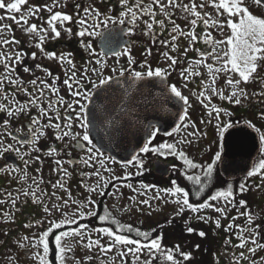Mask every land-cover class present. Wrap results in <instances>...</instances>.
<instances>
[{"label":"snow or ice","instance_id":"snow-or-ice-1","mask_svg":"<svg viewBox=\"0 0 264 264\" xmlns=\"http://www.w3.org/2000/svg\"><path fill=\"white\" fill-rule=\"evenodd\" d=\"M257 6L264 4V0H254ZM26 0H15V2L6 3L5 0H0V9H7L10 11H14L17 13L21 12V5H24ZM119 3L124 7L125 10L121 11L119 14L118 22L120 24L125 23V18H127L128 23L131 27L128 28V33L131 34L134 31V27L137 24V21H140L145 27V34H153L154 26H159V30L163 32L166 28V21H169L171 24V41L169 40H161L160 43L162 45L168 46L171 44L173 50L177 47L176 41L178 37L189 38L191 44H195L198 39H203V42L206 45H211L210 51H200L199 48L196 49L197 52L200 53V59L193 61L189 68H181L179 71V75L185 80L188 81L192 76H200L198 71L194 69L200 65H204L207 68V72L209 74L206 80H202L201 84L203 86V90L197 96V99L201 104L204 105L205 108H209V104L205 103L206 100H211L212 96L219 95L223 100L233 101L235 104H241V97H246L247 93L243 88H240L239 85L241 82L248 83L253 79V74L257 72L258 62L264 61V18L260 15L253 14L252 11L249 10L248 6H245L244 0H205L204 3L197 4L196 0H190V3H182L177 2V0H166L162 2V0H150L149 3H145V0H133L130 3V0H119ZM210 3L213 8L216 10L217 16H223V22L220 19H212L210 15L204 11L206 8V4ZM58 6V0H54L52 6L47 7L48 13L51 15L48 17L47 24L48 28L40 27L38 28L37 24L32 23L30 26L25 27L23 30L27 33L36 34L39 37L38 47L43 50V42L47 37L48 31L50 30L54 35L53 39L60 37L61 30L57 27V23L63 26L66 23L73 22V16L61 11H55L53 13V8ZM155 6V7H154ZM76 7H80L76 5ZM158 7L159 15L163 18L157 19V11ZM175 10H179L182 14H187L185 19H188V16L193 17L189 21L190 31H184L181 26L176 23L174 19H172L173 12ZM39 9H29L28 15H35ZM83 12L85 14L84 17L78 18L76 21L80 24L81 30L78 35L80 37H91L94 35H100L96 29L100 25H107L112 22V18L108 15H105L96 8H84ZM87 17V19L85 18ZM144 17H148V19H144ZM6 17L0 16V21L4 20ZM13 19L18 25L23 22L24 25H29V21L27 15L21 14L19 19L17 17H7ZM89 20L92 21L89 24ZM198 22H202L205 27L211 25L215 27L220 34L224 35V29L227 27L229 29L230 34L225 36L224 39H215L210 32L204 33L202 36L200 33L196 31V26ZM10 25L0 24V33H3L5 29H10ZM66 32L71 33L72 29L69 27L65 29ZM155 42V41H154ZM0 43L5 45L9 43H19V41L15 40H5L0 39ZM86 48L92 50V45L86 44ZM188 49H185V54ZM93 54L94 53V50ZM115 56L127 55L128 56V68L123 66L113 67L111 71L113 73H119L118 77L113 76H105L104 68L107 67L106 60L97 59L95 63L100 65L99 68L87 66L83 69V74L80 78H77V74L75 69V64L70 59L71 53H61L57 54L56 52H47L46 55L49 58H53L59 60L60 62H67L71 68L73 69L71 76L63 81V84L67 86L70 95L73 99L69 101H65L63 97H59L55 103L60 104L62 107L66 108V115L61 117L60 110L58 108H53V103L50 102L47 108L42 106L41 97L45 95V89L49 90L52 93H58L59 89L53 84L50 85L45 80H40L39 83L43 85L41 88H37V79L31 80L29 83L36 89L39 93L38 96H34L33 93H29L27 87H21L19 90L26 93L28 96H31L32 99L27 100L24 104H20L18 101H11L15 107L9 108L7 105L0 103V111H6L9 117L13 116L17 112H25L28 110L29 105L36 106L39 108V115L37 118H33L31 124L34 126H39L38 128L32 129V140H19L18 143L21 145L24 144H35L37 140H39L40 136H43L45 133L43 131L44 128H54L56 129V138L58 140H63L66 137H70L72 141L76 142V145L81 149L86 150V158L82 159V163L92 167L94 164H98L100 168L95 169L94 172L90 173V175H95L100 177L103 180L100 169H104L105 171L111 172L110 168L106 167V162L115 163V158L112 156H106L105 151H102L103 141L105 136L115 135L116 133L121 132L126 126H131L132 124L138 122L139 112L137 111V103L136 97L132 95L131 89L137 83H152L153 87H156L155 80L159 79L161 84H165L167 81V77L171 75V71L176 70V65L178 63L177 57L175 55H170L169 52L165 51L162 55L164 58L170 63L167 68H155L153 69L150 65H147L146 71H137L135 68L131 67L135 64V60L132 58L130 52L125 51H115L112 53ZM148 54H151V49L148 50ZM35 53H32V57L35 58ZM24 54L17 52L15 53V63L23 62ZM211 58L214 63H206L207 59ZM12 59V54L9 53L7 56L3 52H0V64L5 65V72L7 75L0 77V91L3 90L4 82L7 81L10 84L15 85H23V81L19 78L12 79L11 75L15 72V66L9 65L8 61ZM145 64H141L140 67L144 68ZM219 66H216V65ZM37 68H41L42 66L37 64ZM24 72H30L31 70L28 67H24ZM48 76H51L52 73L47 69H43ZM89 72L96 75L97 79H92L89 76ZM125 73L129 75L126 77ZM224 73L227 75L226 83L232 87V92L230 95H224L222 90H218L215 87V82L219 74ZM238 74L239 79H232L231 74ZM58 79V78H55ZM85 80L90 85V88H85L84 83L81 81ZM129 81L127 88L125 91L119 96V98L113 102L114 90L112 89L113 84L121 85V81ZM75 85V87H74ZM187 83L184 84V87L187 88ZM211 89L212 95H207L208 90ZM139 91V89H136ZM163 92L167 93V98L165 103H171L173 101H178L181 104V109L183 114L180 115L178 113L180 121H187L186 123H182L181 125H176L173 127L171 132H166V135H173V133H178L181 131V128L187 129L189 125H192V121L188 119V106H189V97L182 94L180 88L177 87L176 84L167 85L163 90ZM7 95V94H5ZM151 95V94H150ZM260 95H264V92L260 93ZM99 102V103H97ZM49 109H51L55 113L56 120L63 119L65 122L63 126L60 123H53L52 117L48 115ZM223 110L218 107H211L208 116L212 117L213 112L215 113V119L217 120V131L221 138L225 139V143L222 144L221 150L215 153L214 160L207 165H200L195 163L192 159H190L185 152L177 151V144L175 143H159L154 144L153 141L159 135L161 128L158 125H153L151 123L148 124L145 129L146 135L140 144L138 151H135L129 158L121 161L124 167L129 165H135L139 169L144 168L145 161L142 159V155H146L148 153H154L159 156L165 155H177L180 159L183 160L184 164L187 165L190 169H201V175H189L187 179L193 181L195 185L199 186V189L195 191V196L200 197L201 194L207 189L213 182L214 176V168L218 162H224L225 171H227L231 165L227 160V151L226 144L227 140L224 137V134L229 131L234 126L235 122L232 123H223L221 124L220 116ZM261 119H264V112L260 113ZM47 117L48 123L40 126V119ZM78 122V123H77ZM202 123H211V119L206 121H201ZM9 121L4 120V124L7 125ZM81 129V131H73V125ZM194 127V125H192ZM249 126L255 127L251 123ZM95 129L96 135H92V130ZM244 129H237V134L242 133ZM256 131L259 133V139L262 143H264V132H260L259 128H256ZM11 135V133H9ZM199 135L198 130L194 132L188 133L190 137H196ZM15 139V137H13ZM177 143H192L190 139L181 138ZM99 145V146H98ZM8 151H16L19 152L18 148H13L12 145H7V147L0 150V155ZM57 149L51 148L49 150V155L56 152ZM27 153H25L26 155ZM36 159H39L37 157ZM28 161L25 162L27 166ZM58 168H62V162L57 161ZM72 163V161H69ZM19 171V169H16ZM65 175H68L67 169H63ZM142 174L141 172H137V175ZM259 175L264 178V150L261 152V157L258 158V161L252 166L251 170L246 171L247 177H252ZM28 173L24 171V178H27ZM203 177V179H202ZM35 183V181H34ZM61 188L64 187L63 183L57 182ZM173 187H169L163 189L162 191L169 197H175V203L178 205V213H184L185 210H190L193 213H200L204 209H213L215 212L221 213L222 215L226 214L227 205H231L232 207H236V203L234 200V189L233 185L228 183L223 177L219 175V173L215 176V183L219 187L218 190L214 192V194H210L203 202H190V192L186 190L185 187H181L176 184L175 181L172 182ZM38 187V185H37ZM100 187V184H97V188ZM131 187V185H128ZM145 188L155 187L154 185H144ZM247 187L244 183L239 185V191L245 192L247 191ZM89 191H96V188H89ZM11 196V193L8 194ZM25 196L31 195L37 202H39L40 198L36 196V191L33 190L31 193L24 192ZM55 195V193H53ZM155 199H161L159 193L155 197ZM223 200L225 206H218L214 201ZM3 201H0L2 203ZM13 205H15L16 200H12ZM75 203V201H74ZM93 201L90 199L87 201V204H92ZM140 203L148 204V200H143ZM237 203L240 205H246V201L240 200ZM68 204V201L65 200L63 205L53 204L52 209L56 211H60L64 206ZM87 204L84 202H80V208L76 213H72L71 216L65 214V219L60 222H51L48 226L47 230L43 231L38 237L34 236L30 243L33 248L39 249L42 247L43 252L36 251L33 255L37 260L40 261V264H49L47 256L49 253V235L53 233V229L60 230L62 224H74L76 227L72 228L71 231H59V234L54 235L55 247L58 250L57 259H59L60 264H65V253L66 251H71V245H63L62 240L69 237H79V241L77 243H82L85 235H88V243L85 247L91 249L93 247H99L102 253H108L112 249H117V255L121 258L131 255L133 259V264H139L140 254L145 250L148 253L149 259L144 260L143 264H152V259L155 258L156 253H160L164 259L171 264H180L175 257L174 251L162 250L161 237L149 239L148 232H141L139 229H136L137 235L144 237V241L140 239H133L125 234H118L112 227H100L91 229V232H97L104 236L110 238V242L107 245L101 244L100 239L93 240L88 231V225L79 223L80 218L85 215L88 217L97 218L101 221L108 220L110 217V213L107 208L104 209V215H98L94 210L89 209L87 213L83 211V208L87 207ZM52 209L45 207V212L50 213ZM129 209H125L128 211ZM242 216L247 217V221L249 226L246 228L240 229L237 233L238 238L240 239L239 247L245 248L247 247V252L255 254L257 249H264V243H259L257 240V236L259 232L257 229L259 225L255 227H251L253 221V216L250 212H242L240 213ZM199 220H205L207 217L203 215L197 216ZM233 220L236 217L232 218ZM39 223V221L37 222ZM113 223L116 224L119 229L123 230L125 228L131 232L133 229L129 225H124L119 223L113 219ZM217 226H220V220L217 219L215 221ZM30 226V225H29ZM233 225L229 224V229ZM237 227H239L237 225ZM188 232H193L194 229L192 227L187 228ZM247 233V236L244 235ZM200 236H204L205 233L201 231L199 233ZM25 240H28V237H24ZM249 242L251 243V247H248ZM20 247H25L24 244H21ZM121 248H126V251L120 250ZM175 252L179 253L185 260H189L191 258V253L180 252L179 245L176 246ZM91 259V257H89ZM240 259H247L245 252H240L239 259L236 260V264H239ZM261 261L264 262V257H261ZM123 264V262H122ZM251 264H257L255 260L251 261Z\"/></svg>","mask_w":264,"mask_h":264},{"label":"flooded vegetation","instance_id":"flooded-vegetation-1","mask_svg":"<svg viewBox=\"0 0 264 264\" xmlns=\"http://www.w3.org/2000/svg\"><path fill=\"white\" fill-rule=\"evenodd\" d=\"M35 2H40L38 4L44 6L49 3V0H38V2L35 0ZM131 2L132 0L130 3ZM66 4L67 5L63 6V9H61V7L55 11H61L72 15L73 22L66 23L63 26L57 23V27L61 30V35L58 38L53 39L52 37L54 34L49 30L47 37L43 42V50L37 46L39 43V37L36 34L31 33L33 37L28 39V41H25L22 38L20 39L14 33L13 28L9 29L10 33L8 34V40L11 41L14 37L15 40L19 41L18 44L9 43L12 46L11 50H9V53L12 54V59L9 60L8 63L9 65L14 64L15 66V72L12 73L11 78H19L24 83L23 85H15L5 81L3 90L0 91V103L7 105L9 108H14L15 105L11 102L14 98L15 101H18L20 104H24L27 100L32 99V97L28 96L19 89L21 87H27L29 93H33L34 96H38L39 93L29 82L33 79H37V88H41L43 85L40 84L39 81L45 80L50 85L54 84L59 89V92L52 93L45 89V95L41 97L42 106L47 108L48 104L52 102L53 108H58L60 110L61 117L66 115V108L55 102L59 97H63L65 101L69 102L73 99L67 86L63 84V81L71 76L73 69L67 62H60L59 60L49 58L46 55L47 52H56L58 55L61 53H71L70 59L75 64L74 70L76 71L77 78L82 76L83 69L87 66L99 68L100 65L95 63L97 59L106 60L107 67L103 70L105 76L118 77L119 73H113L111 69L113 67L120 66L128 68V56H115L112 54L115 51L127 50L130 52L132 58L135 60V64L131 67L135 68L137 71H146L147 65H150L153 69L158 67L167 68L166 66L160 64V58L162 59V54L165 51L169 52L170 55H175L177 60L179 59V51L177 47L173 50L171 44H169L168 46L170 48L167 49L159 43L161 49L154 50L151 47V44H149L148 36L145 32L140 31L137 35H135L134 33L137 32L139 27L135 26L134 31L129 34L127 30L131 27V25L128 23L127 18H125L124 24H120L118 22L120 18L119 14L123 11L120 9L119 0H75L72 3ZM76 5H79L80 7H76ZM84 8L99 9L101 13L112 18V22L99 27L97 32H99L100 35H94L91 37H80L78 35L81 30V26L76 21L78 18L85 16L83 12ZM55 11H53V13ZM49 15L51 14L49 13ZM85 18L87 19V17ZM37 19L41 22L37 25L38 28H48L44 26L46 25L48 16L42 15ZM37 21L29 22V26L32 23L37 24ZM91 23L92 21L89 20V24ZM69 27L72 29L71 33L65 31V29ZM109 33H112V36L109 37L108 42L102 40ZM162 37H165V40L171 41L170 36ZM161 40H163V38ZM89 43L92 45V50H94L95 54H93L92 50L85 47V45ZM149 49H151V54H149L150 57L148 60L147 56ZM155 51L157 53L156 63H154L152 59V56L155 55ZM0 52H3L6 55L9 54L7 53V49L3 43H0ZM17 52L24 54L22 63H15V53ZM32 53L36 54L35 58L32 57ZM145 61L147 62L146 66L141 68L140 65L145 64ZM37 64L42 67L37 68ZM25 66L31 71L24 72L23 69ZM43 69H47L52 73V75L48 76ZM179 70L180 66L177 63L176 70L171 71V75L168 76L169 85L176 84L177 87L180 88L178 75ZM5 75H7L5 72V65L0 64V77ZM128 75V73H125L126 77ZM89 76L92 79H97L96 75L91 72H89ZM81 82L84 83L86 89L90 88L87 81L82 80ZM126 88L127 87L123 86L112 88L114 90V100H117ZM136 89H139V91H136ZM131 93L136 97L137 111L139 112L138 122L131 125L134 128L133 131L138 134L141 131L139 128L143 127L146 129L149 123L158 125L157 123L155 124L153 122L142 120L140 115L142 110H145L146 114L149 112L151 115L154 110H158V105L155 108L148 107V104L151 105L150 101H152L154 97L157 99V96L160 93L158 88L153 87L152 83L140 82L137 83L133 89H131ZM224 104H226V100H223L220 104L221 108ZM38 115L39 108L32 105H29L27 111L17 112L11 117L7 115L6 111H0V150L7 147V145H12L13 148L19 149V152L8 151L0 155V201H3L0 203L1 207H3L0 209V214H3V218H10V220L14 223V226L19 228L17 232H19L22 228L26 230L28 234L34 236H37L36 232L40 235L43 231L47 230L51 222H59L62 213H67L65 208H62L60 213H58V211L52 209L53 204L63 205V202L67 200L68 204L72 206V209L68 212V214L71 215L72 213L77 212L80 208V202L87 204V201L90 199L93 203L87 204L85 213H87L89 209H92L99 214L98 206H100V204L103 205L107 197H112L115 183L111 166L112 162H106V167L110 168L111 172L100 169L103 180L95 175H90V173L94 172L95 169L100 168V166L98 164H94L92 167H89L88 165L82 163V159L86 158V150L78 147L76 142L72 141L70 137L58 140L55 135L56 129L54 128H44L43 131L45 134L40 136L39 140H37L34 145H21L18 143L19 140L23 139L32 140V129L38 128L39 126L32 125L31 121L33 118H37ZM48 115L52 117V122L54 124L60 123L63 126L65 121L63 119L56 120L55 113L51 109H49ZM6 119L9 121L7 125L4 124V120ZM191 121L193 124L195 119L192 117ZM47 123V117L40 119V126ZM158 126L162 128L163 124ZM188 130V128H181L180 132L173 133L171 136L164 135L160 131L153 143H164V138L168 137L171 138L178 135L187 136ZM73 131H81V129L76 127L74 124ZM9 133H11V135H9ZM13 137H15V139H13ZM51 148H55L57 151L49 155L48 153ZM25 153L27 154L25 155ZM150 154L154 155V153ZM105 155L108 156L107 154ZM37 157H39V159H36ZM159 158L167 162H172L174 165L178 166V160L175 158H173V160L164 159L162 157ZM153 159L154 158L148 159L150 171L154 169ZM26 161H28L27 166L25 165ZM57 161L62 162V168H58L56 163ZM69 161H72V163H69ZM16 169H19V171H16ZM63 169H67L68 175H65ZM24 171L28 173L27 178H24ZM172 173L174 174L173 171L171 174ZM170 179L172 181V177ZM58 181L63 183V188L59 186L57 183ZM98 183L100 184L99 188H97ZM173 186L174 185L172 184L171 187ZM89 188H96V191H89ZM33 190L36 191V196L40 198L39 202H37L31 195H24V192L31 193ZM5 193H7V196H2ZM9 193H11V196L8 195ZM53 193H55V195H53ZM12 200H16L15 205H13ZM45 207L52 209V211L50 213L47 212V216H42L45 212ZM88 218L89 217L85 215L80 218V220H87ZM109 219L108 225H88V231L93 240L95 239V235L99 234L97 232H91L93 227H112L116 230V225L113 223V219H115L114 215H110ZM42 220H46L47 223L42 225ZM38 221L39 223H37ZM95 221L98 222V219L95 218ZM70 225L71 224H62L61 228L67 229ZM146 227H152V225ZM156 228L157 225L151 229H154L153 231H157ZM53 233H56V229H53ZM53 233H50L49 235V249L52 247L55 248ZM109 242L110 240H107L106 244L104 241L101 242V244L107 245Z\"/></svg>","mask_w":264,"mask_h":264},{"label":"rangeland","instance_id":"rangeland-1","mask_svg":"<svg viewBox=\"0 0 264 264\" xmlns=\"http://www.w3.org/2000/svg\"><path fill=\"white\" fill-rule=\"evenodd\" d=\"M75 0H58V6L53 8V11L58 10V8L63 9L64 5H67L66 3H72ZM92 1H99V0H92ZM131 1V0H130ZM6 3L8 2H15V0H5ZM38 2V0H37ZM133 2V0H132ZM150 0H145V3H149ZM162 2L166 3V0H162ZM177 2L182 3H190V0H177ZM205 0H196L197 4L204 3ZM40 3V2H38ZM35 2V0H26V3L24 5H21V12L17 13L14 11H10L7 9H0V16L6 17L4 20L0 21V24L3 25H10V28L14 29V33L21 39H24L25 41H28V39L32 38L33 35L27 34L23 29L29 25H24L23 22L18 25L13 19L7 18L15 16L17 19H19V16L21 14L27 15L29 22H35L37 21L40 16H50L47 7L52 6L54 3V0H49V3H47L44 6H41ZM245 6L249 7V10L253 12L255 15H260L262 18H264V8L262 6H257L254 2V0H244ZM99 5V4H98ZM120 5L121 10H125L124 7ZM155 7V6H154ZM29 9H39V11L35 15H28ZM156 11L158 13L157 19L163 18L161 15H159L158 7L156 8ZM205 11L210 15L212 19H220L221 22H223L224 17L223 16H217L216 10L213 8V6L210 3L206 4ZM187 14H182L179 12V10H175L173 12L172 19H174L178 24L181 26V28L185 31L186 27L189 26V21L193 18L191 16H188V19H185V16ZM144 19H148V17H144ZM167 22V21H166ZM41 23L39 20L37 21V25ZM201 26H205L202 22H200ZM45 27H49L47 22ZM103 25H100L101 27ZM136 27H139L135 35H137L138 32L143 31L145 32L144 25L137 21ZM99 27L96 29V31L99 29ZM206 28V27H205ZM171 30V29H170ZM159 26H154V32L153 34H147L149 43L151 44V47L155 50L161 49L159 46V43L162 39V34H159ZM171 32V31H170ZM204 32H210L212 36L215 39H224L225 36L229 35V29L225 27L224 29V35L222 36L220 32L211 25L208 26L207 29L204 30ZM10 30L5 29L3 33H0V38L8 40ZM146 36V35H145ZM155 41V42H154ZM190 42V37L187 38V40L184 42V46H188ZM5 48L7 49V53H9V50H11L12 46L10 44L5 45ZM165 46V45H163ZM169 49V47H166ZM211 48L209 49V51ZM170 54V53H169ZM190 54V53H189ZM190 55L180 56V59L178 63H180L184 58L185 63L182 66H186L185 69L189 68V65L200 58H195V60H188ZM5 56H7L5 54ZM148 60H149V54H148ZM153 62L156 63L157 61V53L155 51V55L152 56ZM214 63V61L211 60V58H208L206 63ZM170 61L166 60L164 56H162V59L160 58V64L168 67V64ZM258 68L257 72L253 74V79L248 82L244 83L241 82L239 85L240 88H243L247 96L243 97L241 99L240 107L236 109V113H240L242 111H246L249 103L254 106L257 111L259 118L261 117L260 113L264 112V95H260V93L264 92V61L258 62ZM216 66H219L218 64ZM184 68V67H183ZM195 71H198L200 73V76H192L189 78L188 81H185L181 76L179 78L180 83V89L182 91V94L189 97V106H188V119L191 120L193 117L195 121L192 125H189L188 127V133L197 131L199 132V135L196 137H190L186 135H178L175 137H168L164 138V143H175L177 144V150L183 151L187 154H190L189 158L192 159L195 163L200 164L202 166L207 165L208 163H211L214 160L215 153L219 151L221 148L219 146L220 144V135L217 131V120L215 119V113L213 112L212 117L208 116V112L211 107H218L222 103V99L219 95L212 96L211 100H206L205 103L209 104V108H205L203 104L199 102L197 99V96L199 93L203 90V86L201 84L202 80H206L209 76L207 72V68L204 65H200L194 69ZM227 75L221 73L216 79L215 87L218 90H222L225 95H230L232 92V87L226 83ZM232 79H239L238 74H231ZM187 83V88L184 87V84ZM259 85V86H258ZM253 90V91H252ZM207 95L211 96V89L208 90ZM232 104V105H231ZM227 105L232 106V109L237 107V105L233 101L227 100ZM225 109H227V107ZM255 108H250V114L246 119L250 120L257 128H260V130L263 128V125L260 120L253 116L255 113ZM223 111L221 112L220 116V123L223 124L225 122L232 123L235 119L234 115H237L236 113L229 112L228 110L225 111L223 108H221ZM211 119V123H202L201 121H206ZM259 120V121H258ZM264 120V119H262ZM187 121H183L182 123H186ZM183 129V128H182ZM184 139H190L192 140V143L186 144V143H177L181 140V138ZM177 159L179 157L176 155ZM143 159V158H142ZM183 162V160L181 159ZM184 163V162H183ZM113 170V176L115 181L122 180L124 178L131 179V182H127L124 184H118L116 186V189L114 191V195H112L111 202L113 206H111L115 213L118 216H122L124 218L131 217V220H134L138 223L142 221L144 224L147 220V216H149L150 209L154 210V216L153 218H148V224H160L165 223L168 225H179L181 226L186 232L187 228L191 227L194 228L196 231V237L193 238L192 234L187 233H181L182 229L168 226L166 228V231L162 230L161 235V244H162V250H173L175 257L178 261H180V264H236V260L239 259L240 252H245V255L247 259H240L239 264H251L252 260H255L257 264H264V262L261 261V257H264V249H257L255 254L248 253L247 247L241 248L239 247L240 239L237 236V233L242 228H246L249 226L247 217L240 215L242 212H247V209L254 207L253 205H247V207L239 208V213L236 212V208L232 207L230 204L227 205V211L225 215H222L221 213H214L213 216H209L205 220H199L197 219V216H193L192 211L185 210L184 213L177 214L178 213V205L174 202H172V198H169L162 190L165 189L167 185L168 180H157L158 185L162 188L160 190L157 186L155 187H149L145 188L143 184L134 183L132 178L138 177L142 174H144L145 167L143 169H139L135 163L133 165H129L127 167H124V165H120L115 163L112 166ZM191 169L187 167H181L178 166L177 169H175L174 177H177L178 175H182L185 177L186 173H189ZM201 170V169H200ZM141 172L142 174L137 175V172ZM153 172V170H152ZM154 173V172H153ZM202 174V173H201ZM200 174V175H201ZM154 179V174L151 175ZM251 180H256L254 193L253 195L258 196V203H260V215L258 214V208L254 209V212L252 214H255L257 218H255L254 221H252L251 227H255L256 225H259V228L257 231H259V235L257 236V240L259 243H264V224L260 221V218L264 220V178L261 176H253L250 178ZM156 182V180H154ZM156 183V184H157ZM128 185H131V187H128ZM159 193L161 199H155L157 194ZM6 194V193H5ZM163 195V197H162ZM263 195V196H262ZM132 200H138L139 202L143 200H148V204H139L132 203ZM132 203V204H131ZM66 206L63 207L67 210L68 216H71L68 214L70 209H72V206ZM223 207V206H222ZM1 208V205H0ZM87 207L83 208V211L85 212V209ZM129 209L128 211H125V209ZM137 208H141L140 210ZM136 209V211H135ZM130 210L132 213H130ZM60 213V211H58ZM76 213V212H75ZM65 214L62 213L61 217L59 219V222L65 219ZM42 216H47V212H44ZM146 217V220L144 219ZM236 217L235 220L232 218ZM219 219L220 220V226H217L215 221ZM198 220L200 223H198ZM80 221V220H79ZM78 221V222H79ZM196 221V223H195ZM46 220H42L41 224H46ZM66 224V223H65ZM233 225L230 229L228 225ZM162 225V224H161ZM237 225L239 227H237ZM70 226L76 227V225L71 224ZM151 229V228H150ZM19 228L14 226V223L10 220L9 217H4L3 214H0V264H40V261L36 259V257L33 255L34 252L40 251L43 252L42 247L39 249L33 248L31 246V239L34 237V235L28 234V232L24 229H20L19 232H17ZM140 230V229H139ZM204 231L205 235L200 236L199 233L201 231ZM170 232V234H168ZM36 235L39 236V233L36 232ZM245 236H247V233H244ZM24 237H28V240H25ZM157 238V237H156ZM95 239H100L101 242H105L107 240H110L107 236H104L102 234H96ZM94 239V240H95ZM190 240H194V246H196L195 250L193 249V254L191 253V258L189 260H185L182 256H180L179 253L175 252V248L177 245H179L180 252L189 253L191 250V245L189 243ZM79 241V237H69L62 240V246L63 245H71L72 250L66 251L65 255V264H98L101 262V264H133V259L131 255L121 258L117 255V249H112L108 253H102L99 249V247H93L91 249L85 247V245L88 243V235H85L84 240L82 243H77ZM184 241V242H183ZM183 242V243H180ZM21 244H24L25 247H20ZM251 243L249 242L248 247H251ZM198 248V249H197ZM31 253H29V251ZM120 250L126 251V248H121ZM53 251V252H52ZM58 250L56 247L52 250L50 249L47 258L49 264H53V261L56 264H60L59 259H57ZM91 257V259H89ZM149 259L148 253L145 250L140 254V261L139 264H143L144 260ZM129 261V262H128ZM171 264L168 262H165L164 257L160 253H156V256L154 259H152V264Z\"/></svg>","mask_w":264,"mask_h":264},{"label":"water","instance_id":"water-1","mask_svg":"<svg viewBox=\"0 0 264 264\" xmlns=\"http://www.w3.org/2000/svg\"><path fill=\"white\" fill-rule=\"evenodd\" d=\"M264 6V4H262ZM107 35L104 40L108 42L109 37ZM156 88L160 91L159 95L154 97L148 107H156L158 110H154L153 116L145 110L140 113L142 120L147 122L163 124L162 132H171L173 127L180 123L178 113L183 114L181 104L178 101L171 103H165L167 93L162 90L168 85V81L165 84H161L159 79L155 80ZM120 85L113 84L112 88L119 87ZM113 102L114 98L112 97ZM99 103V102H97ZM157 119V120H156ZM129 126H126L121 132L115 135L105 136L102 151L107 152L114 157L119 163L129 158L135 151H138L140 144L142 143L145 135H133L129 134ZM237 129H244L242 133L237 134ZM132 133V132H131ZM92 135H96L95 129L91 132ZM227 140L226 151L228 153L227 160L231 167L225 171L224 162H220L219 168L222 176L228 181H234L246 177V171L251 170L255 164L256 158L259 156L262 149V142L259 139V133L253 127L249 126L247 122H241L234 124L228 132L224 134ZM225 143V139L222 138V144ZM99 146V145H98ZM172 164L164 163L160 160L155 161V173L169 176V170L172 168Z\"/></svg>","mask_w":264,"mask_h":264},{"label":"trees","instance_id":"trees-1","mask_svg":"<svg viewBox=\"0 0 264 264\" xmlns=\"http://www.w3.org/2000/svg\"><path fill=\"white\" fill-rule=\"evenodd\" d=\"M167 23H169V24H168L167 31H170V29H171V24H170V22H167ZM176 23H177V22H176ZM196 31H197L198 33H199V31H201V28L199 27V23H198V25L196 26ZM162 33H164V35L166 34L165 32H162ZM189 53L192 54V55L190 56V60H191V58H194V57H195V50H192V49L189 47L188 50H187V53H186V54L190 55ZM184 54H185V52L182 53L181 55H182V56H185ZM179 59H180V58H179ZM185 62H186V61H185V58H184V59L182 60V62H181V66H182ZM179 64H180V63H179ZM250 107H251V108H252V107L255 108L254 106H250ZM255 110H256L255 113H257L258 111H257L256 108H255ZM242 115H243V117H246V116H244L245 114H242ZM258 116H259V115H258ZM260 118H261V117H260ZM260 118H259V120H260ZM259 120H258V121H259ZM262 122L264 123V120L261 119V123H262ZM263 123H262V125H263ZM217 173H219V171H218V168L215 167V168H214V173H213V176H214L213 182H212V184H211L207 189H205L204 193H205V192H209V193H212V194H213L216 190H218L219 187H222V186H217L216 183H215V176H216ZM151 175H153V174L140 175V176H138V177H136V178H133V180L136 179V181L142 182V184H145V185H153L154 182H155V181H154L155 179H153ZM219 175H220V173H219ZM144 176H145L146 178H144ZM220 176H221V175H220ZM177 178H178V181L180 182V184L182 185V187H185L186 190H189L190 195H191V194H192V196L195 195V194H194L195 191L199 189V186H198V185H195L193 181L188 180L186 176L184 177V176H182L181 174H180V175L177 174ZM202 179H203V177H202ZM227 182H228V181H227ZM228 183H230V184L233 185V189H234V200H235L236 202H238V201H240V200H244V201H246L247 203H246V205H243L244 207H247V205H250V204H251V201H252V196H251V195H252V189H253V184H252V181H251V180H249V179H243V180H240V181L228 182ZM241 183H244V184L246 185V187H247V189H248L247 191H245V192H240V191H239V185H240ZM192 196H191V197H192ZM189 198H190V197H189ZM117 217H118V216H117ZM260 221L264 224V220H262V219L260 218ZM119 223L126 225L125 223L120 222V221H119ZM161 224H162V223H161ZM163 226L165 227V226H167V225H166V224H163ZM126 229H127V228H125V229H123V230H120V233L125 234V235H129V234L127 233ZM118 231H119V229L116 230L117 233H119ZM136 235H137V233H136ZM137 236H138V235H137ZM156 236H157L156 233H152L151 235H149V239H151L152 237H156ZM138 237H140V238L142 239V241H144V237H142V236H138ZM53 264H56V263L53 261Z\"/></svg>","mask_w":264,"mask_h":264}]
</instances>
